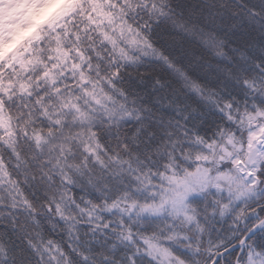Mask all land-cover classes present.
<instances>
[{"label": "snow or ice", "instance_id": "obj_1", "mask_svg": "<svg viewBox=\"0 0 264 264\" xmlns=\"http://www.w3.org/2000/svg\"><path fill=\"white\" fill-rule=\"evenodd\" d=\"M10 4L0 264H264V0Z\"/></svg>", "mask_w": 264, "mask_h": 264}, {"label": "trees", "instance_id": "obj_2", "mask_svg": "<svg viewBox=\"0 0 264 264\" xmlns=\"http://www.w3.org/2000/svg\"><path fill=\"white\" fill-rule=\"evenodd\" d=\"M4 11H7V14L3 13L0 8V16L6 17L3 18L4 20H1L2 23L0 26L7 25V30H9V25L18 24V22L23 20V15L27 9L25 7H16L10 4Z\"/></svg>", "mask_w": 264, "mask_h": 264}, {"label": "rangeland", "instance_id": "obj_3", "mask_svg": "<svg viewBox=\"0 0 264 264\" xmlns=\"http://www.w3.org/2000/svg\"><path fill=\"white\" fill-rule=\"evenodd\" d=\"M6 8H1V10L3 11V13L7 14V11H4ZM5 16H0V24L2 23L1 20H4ZM6 18V17H5ZM18 25V24H17ZM17 25L15 26V24L9 25V30H13L14 28L17 27ZM29 31H32V29H29Z\"/></svg>", "mask_w": 264, "mask_h": 264}]
</instances>
